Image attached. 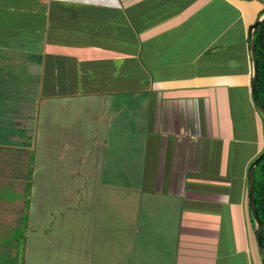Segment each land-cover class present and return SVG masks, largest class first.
I'll return each instance as SVG.
<instances>
[{
	"label": "crops",
	"instance_id": "obj_1",
	"mask_svg": "<svg viewBox=\"0 0 264 264\" xmlns=\"http://www.w3.org/2000/svg\"><path fill=\"white\" fill-rule=\"evenodd\" d=\"M263 10L0 0V264H264L247 194Z\"/></svg>",
	"mask_w": 264,
	"mask_h": 264
},
{
	"label": "trees",
	"instance_id": "obj_2",
	"mask_svg": "<svg viewBox=\"0 0 264 264\" xmlns=\"http://www.w3.org/2000/svg\"><path fill=\"white\" fill-rule=\"evenodd\" d=\"M253 45L257 65L256 98L264 108V21L253 30ZM253 202L261 225V242L264 247V159L254 167Z\"/></svg>",
	"mask_w": 264,
	"mask_h": 264
},
{
	"label": "water",
	"instance_id": "obj_3",
	"mask_svg": "<svg viewBox=\"0 0 264 264\" xmlns=\"http://www.w3.org/2000/svg\"><path fill=\"white\" fill-rule=\"evenodd\" d=\"M264 21V12L263 14L255 20L253 24L250 25L249 30H248V37H247V42H248V48H249V53L252 61V78H251V100L253 102V105L256 109L257 112H259L261 115L264 116V108L260 106V104L257 101L256 98V83H257V65H256V54H255V49L253 45V30L256 29L258 26H260ZM264 159V152L258 155L248 166V172H247V194H248V206H249V211L252 216V219L254 221V232H255V238L257 242V247L259 254L264 261V247L262 246L261 242V225L260 221L255 209V205L253 202V174H254V167Z\"/></svg>",
	"mask_w": 264,
	"mask_h": 264
},
{
	"label": "rangeland",
	"instance_id": "obj_4",
	"mask_svg": "<svg viewBox=\"0 0 264 264\" xmlns=\"http://www.w3.org/2000/svg\"><path fill=\"white\" fill-rule=\"evenodd\" d=\"M261 117H262V120H263V122H264V116L261 115ZM47 176L50 177V176H51V173L48 172V173H47ZM51 205H53V204H51ZM51 205H50V206H51ZM57 206H58V205H57ZM58 207H60V206H58ZM61 213H62V212H59V213L57 214V217H60V216H61ZM251 217H252V216H251ZM251 220H252V218H251ZM52 221H53V220H52ZM252 222H253V221H252ZM260 258H261V257H260ZM261 259H262V258H261ZM263 262H264V261H263Z\"/></svg>",
	"mask_w": 264,
	"mask_h": 264
}]
</instances>
